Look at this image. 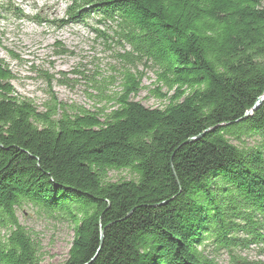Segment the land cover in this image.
<instances>
[{
	"label": "trees",
	"instance_id": "16d2710c",
	"mask_svg": "<svg viewBox=\"0 0 264 264\" xmlns=\"http://www.w3.org/2000/svg\"><path fill=\"white\" fill-rule=\"evenodd\" d=\"M66 14L116 35L120 88H96L110 107L39 111L0 58V264H42L23 203L73 225L62 264H261L235 250L264 244V98L245 116L264 93V0H71ZM137 66L164 107L133 98ZM125 168L137 179H107Z\"/></svg>",
	"mask_w": 264,
	"mask_h": 264
},
{
	"label": "rangeland",
	"instance_id": "374dc122",
	"mask_svg": "<svg viewBox=\"0 0 264 264\" xmlns=\"http://www.w3.org/2000/svg\"><path fill=\"white\" fill-rule=\"evenodd\" d=\"M70 1L0 0V58L13 73L15 92L30 99L39 111L54 99L90 110L110 107L99 101L96 88L104 86L105 94L120 88L122 62L116 53L123 47L110 27L98 23L95 16L83 23L67 20ZM144 73L143 87L133 98L146 107H164L167 100L150 92L156 87L153 73L147 68ZM245 142L253 143L249 139ZM107 179L134 180L137 174L126 168L110 170ZM15 210L19 223L39 243L42 264H62L73 239V225L57 213H46L30 204L23 203ZM235 252L264 264V244ZM210 256L219 264H229L226 252Z\"/></svg>",
	"mask_w": 264,
	"mask_h": 264
},
{
	"label": "water",
	"instance_id": "95a60500",
	"mask_svg": "<svg viewBox=\"0 0 264 264\" xmlns=\"http://www.w3.org/2000/svg\"><path fill=\"white\" fill-rule=\"evenodd\" d=\"M263 98H264V93L261 95V97L259 96L257 99H255L256 102H255L253 108L251 110H249V112L248 111L245 112L246 113L245 116L249 115L251 111H253L254 109H256L261 104ZM202 135L203 134L197 136V138H200ZM99 232H100V239H102L103 232H102V230L99 231Z\"/></svg>",
	"mask_w": 264,
	"mask_h": 264
}]
</instances>
